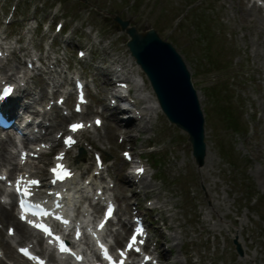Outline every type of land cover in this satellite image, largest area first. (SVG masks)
<instances>
[{"label": "rangeland", "instance_id": "374dc122", "mask_svg": "<svg viewBox=\"0 0 264 264\" xmlns=\"http://www.w3.org/2000/svg\"><path fill=\"white\" fill-rule=\"evenodd\" d=\"M13 3L17 4L16 13L5 28L6 34H13L10 39H23L32 51L39 49L46 54L48 50L50 56L56 53L67 58L73 71L85 75L91 100L85 119L100 110L98 104L105 107L110 94L108 76L96 66L110 72L130 62L128 36L119 30L112 16L129 19L141 31L153 28L174 46L199 94L209 149L207 162L201 168L195 164L187 134L170 124L161 111L146 131L116 123L102 112L105 126L97 129L102 138L97 148L109 158L107 174L112 181L115 179L119 208L126 216L130 214L131 200L138 199L142 209L154 207L147 218H157V227L161 218L165 226H171L159 228L164 264H177L176 259L188 260V264H264V67L260 68L264 64V45L242 16L244 1L0 0L1 27ZM54 17L66 25L49 46L46 28L40 23L50 24ZM71 30L72 36L64 37ZM18 45L14 43L15 47ZM79 48L88 50L84 61L76 57ZM20 55L24 67L25 60L30 59L22 54L15 56L16 60L11 62L14 69H18L13 63H18ZM135 67L133 63L132 68ZM12 71L7 68L8 74ZM139 73L144 78L145 90L154 95L141 69ZM36 79L41 87L43 78ZM38 94L33 96L44 104L63 93L45 94L41 99ZM25 102L29 109L40 108L32 100ZM60 122L61 125L49 128L52 134L65 126L66 121ZM88 135L85 134L90 139ZM120 136L126 143H119ZM128 146L135 158L143 159L149 171L143 181L153 183L152 188L159 192L158 199L156 192L145 194L126 183L130 167L122 159L121 151ZM9 148L12 150L11 144ZM85 156L89 158L87 162H92L90 152ZM153 160H159V165ZM133 190L135 195L130 198ZM250 197L252 203L255 199L257 202L249 203ZM8 224L4 223V228ZM172 235L178 238L173 239ZM3 236L4 231L0 230V239ZM234 238L241 245V255L235 250ZM0 245L4 248L1 240Z\"/></svg>", "mask_w": 264, "mask_h": 264}, {"label": "water", "instance_id": "95a60500", "mask_svg": "<svg viewBox=\"0 0 264 264\" xmlns=\"http://www.w3.org/2000/svg\"><path fill=\"white\" fill-rule=\"evenodd\" d=\"M114 20L127 34L130 55L148 78L160 109L171 124L188 134L194 162L198 167L203 166L207 155L205 117L183 57L155 29L141 31L129 19L119 16H114ZM233 243L241 255L237 238Z\"/></svg>", "mask_w": 264, "mask_h": 264}, {"label": "bare ground", "instance_id": "6f19581e", "mask_svg": "<svg viewBox=\"0 0 264 264\" xmlns=\"http://www.w3.org/2000/svg\"><path fill=\"white\" fill-rule=\"evenodd\" d=\"M243 1H244L245 5L243 8L240 9L242 16L245 19V21H248V23L251 24L252 30L255 32L257 39L260 41V43H262V45H264V34H263L264 33V14L259 11V8L254 3H250V0H243ZM18 41L20 42V38L17 39V42ZM21 42H23V43H21ZM21 42L18 45V47L13 46L12 42H9L10 46L13 48V55L14 56H15V54L28 55L31 53V49L28 48V46L25 44V41L22 39ZM34 56H36V55H34ZM49 57H50L49 54H46L44 56L43 55L38 56L39 60H42V62L44 64L46 63L44 61V59H47ZM56 58H57L56 62H52V64L57 63V61L59 60V57L57 56ZM33 63H35V62H33ZM133 63L135 64L133 59H131V57H130V62L127 64H123L121 69L118 70L117 72H119L120 75H127V78L131 83V88H133L137 93L136 96H138V99H139L138 101L141 105L140 113H141V117H142V119H141L142 125H140L139 122L136 123L134 121V119H130L129 123H127L126 125L132 124L134 127L137 128V131H141V130L146 131V130H149L151 128V123L154 121V118L157 116V113H159L160 108H159L157 101H156L154 95L152 94V92H148L145 90V81H144L143 76L139 73L140 69L136 64H135L136 67L132 68ZM13 65H15V67L18 68L17 70H19L18 71L19 73L21 72V75L19 76V79H18V83H20L22 81L25 82L24 89L20 86V90H23L25 92L24 96L30 97L31 96V90L34 91L35 87H36V86L34 87V85L36 84V79H31V77H33L35 75V71L29 70L27 67H24L22 69V63L20 61H18L17 64L13 63ZM263 67H264V64L262 63L260 68H263ZM37 68L38 67H36V69ZM39 69L45 71L46 74L51 73V69H49V67H47V65H45V67H43V66L39 67ZM123 69H125L126 72H123ZM131 69L134 71V73H132ZM11 75L12 74H8L7 69L3 68V66H2L1 71H0V79H7V81H9V82H11V81L13 82L15 80L13 79V77H11ZM53 78L50 76V77H48V79L45 82V84L51 83V86H49V87H52L51 92H49L50 94L51 93L53 94V93H56L57 91H59L60 88L63 86L62 82H64L63 79H62V81L59 82L58 80H55ZM119 81L122 82V80H119ZM39 90H40L39 91V94H40L39 99H41L46 94L45 86L42 85ZM33 91H32V93H34ZM65 93L67 96H69L70 90H67ZM30 99L33 100L35 98L31 97ZM34 103H36V101H34ZM23 104H25V103L23 102ZM25 107L28 108V105H25ZM36 112H38V111H36ZM87 112H88V108L86 107L85 113H87ZM85 113H83V114H85ZM52 117L55 121L52 123L51 126L61 125V122H58V115L57 114H52ZM80 119H82V117H80ZM68 120H71V118H69ZM86 121H88V120H86ZM104 125H105V122H103L100 127L103 128ZM59 130H61V129H59ZM57 132H59V131L58 130L55 132L53 131V133H57ZM88 133H89L88 137L90 138L89 139L90 144H92L93 147L97 148L98 147L97 142H101V140H102L101 134L96 132V130H94V131L88 130ZM48 135L53 136L52 131L48 132ZM51 141L53 142V144H55L54 143L55 137H52ZM11 143H13V141L11 139L2 140L0 138V161L2 162L3 165H7V164L14 165L15 164L14 163L15 156L12 154V152L9 148ZM208 156H209V149L207 147V155L205 158L204 165L207 162ZM71 165L73 166V164H71ZM146 173H147L146 176L149 175L148 170H146ZM150 176H152V174H150ZM126 178L128 179V184H131L132 179L133 180L136 179V175H134L132 170H131V171H128ZM141 187L146 194L152 193L153 191L156 192L155 197L157 199L159 198L158 190L156 188H152L153 183H151L150 181L149 182L148 181H142ZM0 191H1V186H0ZM162 206L165 207V204L163 203ZM98 208H99L98 206L94 205L93 211L96 212L98 210ZM12 210H13L12 207H7V206L0 203V218L5 223L12 221L14 223L15 229H16L15 230V236H16V233H18L19 235H21L23 237L22 232L25 229V225L23 223L19 222L18 220H16ZM166 210H168V207ZM82 211L86 212V211H88V208H85ZM90 214L93 215V212ZM127 226H128V224L125 220L121 221L120 222L121 230L116 231L114 233L115 238H119L122 235V232L125 231ZM167 227L171 228V226L169 224L167 225ZM109 230H111V229H109ZM30 238H33V237H30ZM172 238L176 239L178 237H177V235H172ZM9 240H10L9 237L2 239V241L4 242V244L6 246H9ZM239 241L242 242V240L240 238H239ZM18 244H21V243H18ZM7 252L9 255H12V250L9 247H8ZM4 255L7 256V254L5 252H4ZM176 263L177 264H188L189 261L185 260V262H181V261L176 259Z\"/></svg>", "mask_w": 264, "mask_h": 264}, {"label": "snow or ice", "instance_id": "6c2138e0", "mask_svg": "<svg viewBox=\"0 0 264 264\" xmlns=\"http://www.w3.org/2000/svg\"><path fill=\"white\" fill-rule=\"evenodd\" d=\"M11 91H12L11 88H7V89H5V95L10 94ZM2 98H3V97H0V99H2ZM77 110H79V109H77ZM96 123L99 124L100 121L97 120ZM82 127H84V125H83L82 123H76V124H72V125L70 126V130L73 131V132H76V131H78L79 129H81ZM74 142H75V141H74L71 137H67V138L65 139V144H67V145H69V146H70L72 143H74ZM125 155H127V154H125ZM53 171L56 173V175H57V179H63L65 175H68V173H67L66 171L63 170L62 166L60 167L59 170L54 169ZM140 171H143V170L141 169ZM19 183H20V181H18V184H19ZM28 184H29V185H38V184H39V181L32 180V181H29ZM17 191L20 192L21 189L18 187V188H17ZM30 194H31V193H30L27 189H25V190L23 191V195H25V196H28V195H30ZM21 207H22V208L24 207V202H23V201H21ZM106 215H108V216L111 215V208H109V211H108V213H107ZM21 218L24 219L23 216H22ZM29 223H31V221H29ZM33 226H34V227H37V228H39V229H41V230L44 231L46 234L51 235L50 230H49L45 225L34 224ZM102 226H103V225H101V227H102ZM139 232H140V230L138 229V230H137V233H139ZM10 234H11V230H10ZM57 239H58V238H57ZM136 243H137V235L134 234V235L130 238L129 243H128V245H127L128 250H132L133 247H134V245H135ZM140 243H143V241H140ZM135 250L138 252V251H139V248H136ZM21 251H22L25 255H29L27 249H21ZM61 251H68V249H67L65 246L61 245ZM124 255H125V253H124L123 251H121V257H123ZM30 258H31V259H36L35 257H30ZM105 258L108 259V260L110 261V264H116V262L112 261V258H111L110 256L107 255V252H105ZM41 264H42V262H41ZM119 264H124V260L121 259V260L119 261Z\"/></svg>", "mask_w": 264, "mask_h": 264}, {"label": "trees", "instance_id": "16d2710c", "mask_svg": "<svg viewBox=\"0 0 264 264\" xmlns=\"http://www.w3.org/2000/svg\"><path fill=\"white\" fill-rule=\"evenodd\" d=\"M251 200H252V197H250L249 202H251Z\"/></svg>", "mask_w": 264, "mask_h": 264}]
</instances>
